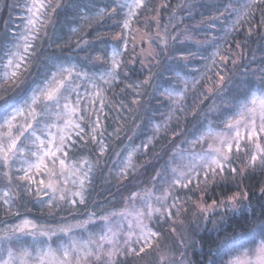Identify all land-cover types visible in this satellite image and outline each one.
<instances>
[{
    "label": "trees",
    "instance_id": "obj_1",
    "mask_svg": "<svg viewBox=\"0 0 264 264\" xmlns=\"http://www.w3.org/2000/svg\"><path fill=\"white\" fill-rule=\"evenodd\" d=\"M126 2L128 0H51L52 8L47 9L50 20L35 42V54L22 77L25 83L17 88L0 80V96L8 99L41 83L50 72L56 71L57 65H75L77 71L88 76L99 75L110 67L112 49H123L124 39L128 41L127 50L121 57L123 63L118 72L119 79L110 85L96 81L104 90V110L100 113L103 136L98 134L97 140L103 139L106 150L101 154L98 143L91 140L90 121L86 119L82 122L85 132L81 136L84 139L73 134L75 143L68 152L69 159L77 162L87 160L92 166L85 203L73 206L56 198L50 205L46 197L39 195L43 192L42 187L39 186L42 191L37 192L38 187L32 184L31 191H25L21 182L16 180L22 173L16 171L19 166L15 165L10 170L13 180L5 185L10 189L12 202L6 205L0 200V231L23 217L37 223H56L66 219H86L90 213H95V216L106 214L119 206L126 194L147 185L157 171L167 169L171 150L187 144H182V140L193 138V133L200 134L209 120L214 125H221L215 113L208 112L211 105L222 109L225 100L239 97L245 89L262 82L264 5L254 6V15L245 18L238 31L225 37V30L235 17L227 18L226 12L223 16L220 13L230 0H145V7L138 10L130 28L123 29L127 8L116 5ZM231 2L243 4L246 0ZM24 3L25 0H0V73L4 71L1 63L5 46L14 34L24 29L22 20L27 13ZM113 8H116L115 12H112ZM101 9H107V13L97 17L96 13ZM249 27L252 28L251 35ZM134 31L151 36L155 53L147 63H144L137 45L131 44ZM213 37L217 38L214 43ZM217 46L220 54L229 57V60L225 64L217 58V64L211 66L208 74L214 76L219 70L226 75L223 92L213 94L201 103V92H205L214 80L204 79L194 90L190 88L181 102L184 112L177 113L180 118H174L169 130L156 136L147 151L141 148L135 154L126 177L118 175L126 154L147 143L153 136V125L167 116L170 105L161 93L165 89L183 86L176 75L178 72L188 79L199 78L201 73L207 72L208 58ZM232 58L237 61L235 65L231 63ZM73 87L75 91L71 93V100H75L76 93H79L83 109L88 102L87 94L94 91L92 85L86 76L81 75L74 79ZM95 106L99 109V101ZM90 120L95 121V116H90ZM174 133L180 135L174 136ZM242 159L239 157L238 161H231V166L237 169L235 176L226 170L223 179L219 177L196 191L185 189L183 192L211 203L213 199L219 201L237 191H247L249 199L245 203L255 209V215L251 209L235 216L231 213L225 215L220 210L209 213L204 221L199 217L201 229H191L189 235L181 238L187 264H209L210 259L219 260L216 252L223 246L222 241L226 237L235 239L229 255L252 248L261 239L260 229L254 225L264 219L260 216L261 206L264 205V193L260 191L264 188V170L257 165L253 171ZM241 168L245 169L243 175L240 174ZM163 176L168 179L170 173L165 171ZM193 209V201H186V220L191 217ZM229 216L232 218L229 219ZM157 230L161 231L162 237V243H159L162 246L158 248H171L177 259L181 252L179 240L169 230L167 221L157 226ZM148 259L150 263L155 260V253L150 249L139 255L121 256L117 264H141L142 260ZM224 259L227 260L228 256Z\"/></svg>",
    "mask_w": 264,
    "mask_h": 264
},
{
    "label": "snow or ice",
    "instance_id": "obj_2",
    "mask_svg": "<svg viewBox=\"0 0 264 264\" xmlns=\"http://www.w3.org/2000/svg\"><path fill=\"white\" fill-rule=\"evenodd\" d=\"M261 5H264V0H246L243 4H234L230 0L220 13L223 16L226 12L227 18L235 17L226 28L225 37L233 31H238L241 22L254 15V6ZM26 7L29 13L26 24L23 31L14 34L5 46L2 58L4 71L0 73V80L3 84L15 85L17 88L25 83L22 77L35 54V42L40 39L41 31L49 23L50 17L47 9L52 8V4L51 0H32L31 5ZM116 7L127 8L122 27L129 29L138 10L145 7V0H128L124 4L118 3ZM115 11L116 8H113L112 12ZM106 13L107 9H101L96 16L102 17ZM73 31L75 32L76 29ZM248 33L251 35V27ZM216 39L213 37L212 42L214 43ZM127 43L128 41L124 39L123 49L118 47L112 49L110 67L99 75L88 76L87 73L77 71L75 65H57L56 71L50 72L41 83L22 90L15 97L5 99L0 96V167L6 169L3 176L9 183L13 180L10 170L19 162L20 166L16 168V171L22 174L18 175L16 180L21 182L25 191H31V185L37 182L36 177L43 175L47 177V183L44 179H40L39 184L53 193L59 191L60 201H67L73 206L77 203H85L87 185L91 182L92 166L87 160L69 161L68 152L75 143L73 133L81 140L84 139L81 136V133L85 132L82 122L86 119L90 121L91 140L98 143L101 154L106 150L103 139L97 140L98 134L103 136L100 113L104 110V90L97 85L96 81L110 85L119 79L118 72L123 63L121 57L127 50ZM236 46L239 47V44ZM217 58L225 64L229 60V57L220 54L217 46L216 51L208 58V71L201 73L199 78L188 79L179 72L176 74L183 86L179 89H165L161 93L170 105L167 116L162 122L153 125V136L149 137L147 143L138 145L128 152L118 175L126 177L127 169L132 166L135 154L141 148L147 151L153 139L161 132H167L174 118L177 120L180 118L177 113L184 112V105L181 102L185 100L190 88L194 90L204 79L214 80V83L207 86L205 92H201V103L209 96L223 92L226 75L219 70L214 73V76L208 74L212 70L211 66L217 64ZM236 62L235 58L231 59L233 65ZM261 71L264 73V69ZM81 75L88 78L94 90L87 94L88 102L83 109L79 93H76L75 103L71 100V93L75 91L74 79ZM97 101H99V109L95 106ZM208 112L215 113L222 127L214 126V122L209 120L199 135L193 133L191 140L181 141L182 144L190 145L191 149H195L197 144L203 146L205 142H208L207 149L202 147L199 152L174 151L168 162L169 167L157 171L152 178L153 181L160 179L166 185L159 195L154 192L155 184L152 189L146 190L143 194L131 193L128 197L131 201L130 207L126 206L121 210L99 217L104 222V227L95 239L90 237L86 241H80L73 238L67 244H59L56 249L51 245L47 248L33 250L24 247L23 241L19 239L21 235L33 237L37 235L35 231L37 225L25 219L8 229L3 237H0L9 245L5 248L7 259H0V264H117L119 257L139 255L145 251V248L152 246L153 240L160 236L158 231L150 227L154 219L174 221L175 217H179L182 207L180 197L175 195L176 189H199L201 183H208L209 177L212 181H215L217 177L223 179L226 170L235 176L237 169L231 166L234 151L239 153L246 149L250 150L251 155L247 159V167L255 171L258 165L261 170H264V78L261 83L245 89L241 96L225 100L222 109L213 104ZM53 115L55 120L51 119ZM90 116H95V121H91ZM173 135L180 134L174 133ZM185 153L189 158L188 162L182 166L175 164V158L179 156L183 161ZM165 171L171 174V180L164 178ZM244 171L245 169L241 168L240 174L243 175ZM59 184H63L64 187L58 189ZM69 184L76 190L71 191L68 188ZM39 191L42 189L37 188V192ZM260 191L264 193V188ZM11 196L10 191H4L0 200L9 205L12 202ZM53 199H56L55 195ZM248 199L247 191L242 193L237 191L219 201L213 199L210 204H198L197 208L205 215V219L209 213H214L217 209H222L225 215L231 213L233 216L243 215L251 209L255 215V209L245 203ZM169 200L172 201L170 204ZM49 204L51 205V201ZM95 215V213H90L87 220L61 227L59 231L67 235L73 227L86 228ZM260 216H264V205L261 206ZM125 222L127 229L124 228ZM241 222L244 223L243 220ZM254 227L259 228L262 234L255 248H249L237 255H229L235 239L226 237L222 241L223 246L216 252L219 260L210 259L209 264H264V219H260ZM172 230L175 231L174 228ZM38 234L50 238L56 235V232L48 229L39 230ZM14 240L21 245L19 251H14L10 246V242ZM135 245H139L138 251ZM33 251H35V256H33ZM225 256H228L227 260L224 259ZM241 256H255V262L251 259L242 262Z\"/></svg>",
    "mask_w": 264,
    "mask_h": 264
},
{
    "label": "rangeland",
    "instance_id": "obj_3",
    "mask_svg": "<svg viewBox=\"0 0 264 264\" xmlns=\"http://www.w3.org/2000/svg\"><path fill=\"white\" fill-rule=\"evenodd\" d=\"M31 3H32V0H25V3L23 5L27 9L26 6H30ZM24 14H25V18L22 21H23L24 26H25L26 21H27V17L29 16V13L27 11V13H24ZM161 37H162V35H161ZM181 37H183V36H181ZM149 41H150V43H149ZM132 43H135L137 45V50H138L139 54L143 57L144 63H147L149 58L155 53V52H153L154 50H153V47L151 45V36H149L148 34H146L144 32L134 31L132 33V37H131V44ZM97 59L99 60L100 58L98 57ZM2 63H1V65H2ZM75 100H72V102L75 103ZM51 119L55 120V116L53 115ZM214 126H217V125H214ZM217 127H222V125H218ZM53 131L55 132V129H53ZM73 134H75V133H73ZM191 139L192 138H190L188 140H191ZM207 143L208 142H205L203 144V146L197 144L195 146V149H191L190 145H188V144H186L184 146H180L179 145L178 147H176V148L171 150V157H172L174 151L180 152V151H183V150H189V151L199 152V151H201L202 147H203V149H207ZM127 155L128 154H126V157H127ZM250 155H251V152H250V150H247V149L245 151H241L239 153H236L234 151L232 160H237L238 161L239 157H241V158H243L242 159L243 161L247 162V159L250 157ZM188 159L189 158L187 156V153H185V159L183 161H181L179 156H177L175 158V164H178V165L182 166L183 164L188 162ZM69 161H73V160L69 159ZM80 161H82V160H78V162H80ZM15 165L20 166L19 162H17V164H15ZM15 165H13L12 168ZM4 171H6V169L0 167V184H1V186H0V196L3 195L4 191H9L10 190L8 187L5 186L7 184V179L3 176V172ZM152 178L149 179V182L147 183V185H144L143 187H141L140 189H137V191H134V192H140L141 194H143L146 190L152 189L153 188V184H155L154 192H155L156 195H159L160 191L163 189V187H166V185H164L162 183V181H160L159 179H157L156 181H153ZM218 178L219 177H217L216 179H218ZM40 179H44L45 182L47 183V177L43 176V175H39V176L36 177V181L37 182L35 184H33L35 187L37 186L39 188V186H40V187L43 188V192H41V194H39L40 197H43V198L46 197L45 199L48 202L49 201L52 202L54 200L53 199L54 195H55L56 198H59L60 192L57 191L56 193H53L51 190H49L47 188H44L43 185L39 184V180ZM168 180H171V174L168 177ZM211 182H212V179H211V177H209L208 183H211ZM202 185H205V184L201 183L200 188L202 187ZM57 187H58V189H62L64 187V185L63 184H59V185H57ZM68 188L71 191H75L76 190L74 187H72L71 184L68 185ZM184 190L185 189H179L178 188V189H176V192H175V195L180 197V206L182 207V210H181V213H180L179 217H175L174 221L173 220H165V222L167 221V223L169 225V230L175 235L176 239L179 240V241L178 240L177 241L179 243L178 244L179 249L181 250V252L179 251L180 255H178L177 259H176L174 253L171 252V248L167 249L165 247V249L163 248L164 250L162 248H158V247L162 246V244H159V243H162L161 242V238L162 237L160 238V236H159L158 238L153 240L151 247L145 248L146 252H148V250L150 249V251H153L155 253V260L153 262H151V263H150V259H148L147 261L142 260L143 262H141V264H187L186 260L184 258V254H185L184 253V247L185 246H183V241H182L181 238H185V237H183L184 235H189L191 229L192 230L201 229V224H200V222H198L199 221L198 219H199V217H201V219L203 218V221H204L205 220V215L199 211V209L197 208V205L201 204V203L210 204V202L209 203L204 202L201 199V197H200V199L197 200L196 196H194V197L192 195L189 196V195H187V194H185L183 192ZM196 190H198V189H191L190 191H196ZM131 193H133V192H131ZM131 193L128 194V195L126 194L124 196L123 202L120 203L119 206H117L116 208L110 210L109 212H107L104 215H107V214H109V213H111L113 211L121 210V209L125 208L126 206L130 207L131 206V201L128 200V197L131 195ZM186 201H193V203H194L193 212L190 213L191 217L188 218V220H186L184 218V213L186 211ZM171 202L172 201L169 200V204ZM138 206H139V204H138ZM220 210H222V209H217L215 211H220ZM173 213H175V209H173ZM104 215H101V216H104ZM101 216H95L93 218L92 222L89 223L86 228L73 227L72 230L67 235H65L64 233L60 232L59 229L61 227H67L69 225H75V224H77V222H82L84 220H87L88 218L79 219V220L78 219L77 220L76 219H74V220L66 219L65 221H59V222H56V223H37L34 220H32L31 218L23 217V218H20L18 221H16L13 224L6 225L0 231V237H3V235L7 232L8 229H10L13 226L21 223V221H23L25 219H28V220L33 221L37 225V229L35 230V231H37V235L35 237H33L31 235H21L19 237V239L21 241H23V246L27 247L29 250H33V249H38V248H47L48 245H51L52 248L56 249L59 244H61V243L67 244L69 242V240L73 239V238L77 239V240H80V241H86L90 237L95 239L96 236H98L100 234L101 228L104 227V222L99 219V217H101ZM116 219H118V218H116ZM165 222L159 220L158 218H156V219H154L151 222L150 227L154 231H158L160 233L161 231L157 230V226H159L160 224H164ZM201 222H202V220H201ZM124 228L127 229V223L126 222L124 223ZM173 228L175 229V231L172 230ZM48 229L54 230L56 232V235L51 236L49 238L47 236H41V235L38 234L39 230H48ZM259 242H260V240L252 248H255L256 245L259 244ZM156 245H157L156 248L153 247V246H156ZM8 246H9L8 244H6L2 239H0V259H7V252L5 251V248L8 247ZM10 246H11V248L14 251H19V249L21 247V245L19 243H17L15 240L10 242ZM135 247L137 248V251H138L139 245H135ZM146 249H148V250H146ZM246 250L247 249H243V250L237 252L234 255L240 254V253H242V252H244ZM33 256H35V251H33ZM144 259H146V258H144ZM249 259H251L253 262H255V256H247V257L246 256H241V261L242 262H246Z\"/></svg>",
    "mask_w": 264,
    "mask_h": 264
}]
</instances>
